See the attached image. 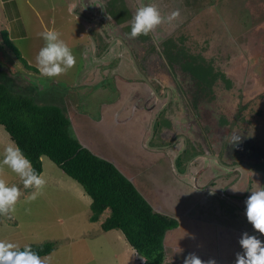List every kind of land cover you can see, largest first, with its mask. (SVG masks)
<instances>
[{"label":"rangeland","instance_id":"rangeland-1","mask_svg":"<svg viewBox=\"0 0 264 264\" xmlns=\"http://www.w3.org/2000/svg\"><path fill=\"white\" fill-rule=\"evenodd\" d=\"M103 1L107 4L102 3V12L108 13L109 5L111 13L123 11L121 15L129 20L139 7H168H156L162 21L155 29L171 36L178 53L224 72L230 80L227 86L218 72L217 81L201 90L188 72H180L178 95L190 107L183 116H189L192 124L197 123L202 131L211 124L214 132L216 120L219 124L220 120L232 121L233 125L238 123L234 133L252 137V132L259 131L264 135V0H114L113 6L111 0ZM178 8L179 16L168 19ZM91 14L92 9L83 0L77 4L75 0H0V70L11 78L14 91L34 95L39 103L60 106L71 122L72 134L85 147L111 160L156 211L178 221L176 228L165 233L166 264H183L189 253L202 260L213 258L216 264H235L236 254L244 252L239 244L243 233L264 243V235L243 219L246 211L242 200L234 196L242 194V179L236 174L226 176L224 187L223 179L212 175L227 169L213 159L214 173H198L195 165L202 161L200 158L183 165L194 149H186L177 158L173 153L181 143L179 138L164 149L158 147L167 141L161 135L148 141V124L156 108L143 113L139 106L133 110L130 104L124 109L127 98L123 95L128 94L130 85L119 77L131 72L130 63L124 56H116L119 49L115 45L105 54V50L96 53L86 22ZM48 30L60 33L76 59L74 67L54 78L41 77L38 71L25 68L4 45L1 33L6 31L27 65L36 67L35 57L45 46L39 34ZM28 85L32 89H27ZM118 92L123 93L122 97ZM194 107L200 111L199 117ZM219 110H225L229 118L225 119ZM166 121L162 115L161 128L155 126L158 133L166 131ZM175 134L171 129L165 137L171 139ZM9 139L0 125V160ZM41 161L40 175L46 183L35 200H29L37 191L35 187L25 189L17 174L6 165L0 166V179L8 186L17 185L21 191L14 211L0 216V240L19 247L54 242L52 252L41 256L50 257V264H142L120 230L101 229L100 221L106 213L98 221L88 219L91 199L82 187L47 156Z\"/></svg>","mask_w":264,"mask_h":264},{"label":"trees","instance_id":"trees-1","mask_svg":"<svg viewBox=\"0 0 264 264\" xmlns=\"http://www.w3.org/2000/svg\"><path fill=\"white\" fill-rule=\"evenodd\" d=\"M121 13L124 14L123 11ZM121 13H111V16L117 22H123L125 17ZM1 33L4 45L24 67L37 72L36 67L27 65L20 56L17 48L9 41L7 32ZM103 45L98 44L99 51ZM191 59L184 61L185 70L190 72L198 88H210L217 81V73L220 71L197 62L194 57ZM1 64L0 58V67ZM220 73L221 80L230 86V80L223 76L224 73ZM10 79L0 70V125L32 161L37 174L42 172L41 157L47 156L90 197L88 219L91 222L98 221L106 213L100 221L103 231L120 230L135 252L147 257L148 264H166L165 233L176 228L178 221L156 211L111 160L85 147L72 134L71 122L60 106L39 103L34 95L14 91ZM27 89L32 87L28 85ZM25 246H31L41 257L50 254L55 243L46 241ZM25 246L20 247V250Z\"/></svg>","mask_w":264,"mask_h":264},{"label":"flooded vegetation","instance_id":"flooded-vegetation-1","mask_svg":"<svg viewBox=\"0 0 264 264\" xmlns=\"http://www.w3.org/2000/svg\"><path fill=\"white\" fill-rule=\"evenodd\" d=\"M111 1V5L113 6V4H115L113 2L114 0ZM103 2L105 1L89 0V2H87L83 0L84 5L92 9V14L88 16L86 22L87 26H89V32L91 34L94 32L92 40L95 43L94 48L96 47V53H101L105 50V54L110 51L112 45H115L116 49H119V54L117 53L116 56L120 57L122 55L130 63L129 69L131 72H126L127 74L124 77L118 76L121 81L130 85V87L128 86V94L123 95L127 98L125 103H123V106H125L124 109H128L127 106L130 104V108L133 110H137L138 107L136 106H139L138 109L143 113L144 111L150 112L152 109L156 108V112L150 119L151 123L149 122L148 124V141L155 135H161L163 139H167V141H163L164 143L158 147L164 149L174 145V143L171 142H173L175 138H179L177 141H181V143L175 148L173 153V155L177 153V155H175L177 158H179L186 149H194V152L184 161L183 165L187 164L189 166L193 161L200 158L202 161H199L198 165H195V168L198 170V173L203 172L206 174L209 171L215 172L212 167L214 165L213 162H211L212 159L213 161L215 160L216 163H221L222 168L227 170H223L224 172L220 175H218L217 172L212 176L217 175L223 179L224 187H226V183L224 182L226 176H231L233 174L239 175L242 179L239 184H241L243 191L242 194L234 196L242 200L241 205L244 206L246 211V200L251 195V192L264 189V135L261 136L259 131H257L259 135L252 132V137L249 136L250 134L244 136L234 133L233 129H235V127L238 128V123L236 122L235 125H233L232 121L222 122L223 120H220L219 124L218 120H216L213 124L214 132L212 128H210L211 124L207 126L209 131L207 129L206 131L200 130V126L197 123L192 124L189 116V119L183 116L184 113L190 111V107L186 105V99L179 96L180 89L178 82L182 70L190 74V72L184 68V61L192 60L191 57L193 56L182 55L178 53L176 49L174 50L175 44L173 39L170 35L166 36L167 32L165 30L160 31L154 28L148 35L130 38L129 34L131 32V22L133 18L130 20L125 18L123 22L119 20L117 22L114 17L110 15L109 5H107L108 13L102 12V10H105V6L102 4ZM105 3L107 4V2ZM156 7L160 10L164 8L165 10L168 9V7L163 6ZM127 12L131 16V13L129 11ZM169 16H171V14H169ZM168 19H170V17H168ZM162 27L164 28L165 25H162ZM167 27L169 28L168 25ZM170 27H172V24ZM102 43H104V45L99 51L98 44ZM168 47L169 49H166ZM181 58L183 60H181ZM104 68L107 70L106 66H104ZM114 75L117 78V74ZM118 94L121 96L123 93L118 92ZM186 108H188L187 111H185ZM133 110H130L131 113H133ZM182 110L183 114L181 115ZM192 110L194 114L199 117L198 114H200V111H196V107ZM219 112L221 111L219 110ZM221 114L225 119L229 118L225 110H222ZM162 115L167 120L165 122L166 125L163 127L166 131H164V133H158V129H155V126L158 124L157 127L159 129L161 128L159 119H162ZM191 124L194 126H191ZM171 129H174L177 134L171 139H168L165 137V133ZM151 131L153 132L152 136ZM233 134L240 135L241 137V142L236 147L229 144V139ZM211 136L215 138L216 141L213 139L215 142L212 141ZM206 140H209V142ZM212 149H214V151H212ZM206 158L209 160L205 161ZM210 182L213 183V179H211ZM238 182L239 181H237V183ZM213 184L209 186H213ZM236 202L239 204V201ZM237 203L233 202L232 204L237 206ZM242 217L244 220H247L245 214Z\"/></svg>","mask_w":264,"mask_h":264},{"label":"clouds","instance_id":"clouds-1","mask_svg":"<svg viewBox=\"0 0 264 264\" xmlns=\"http://www.w3.org/2000/svg\"><path fill=\"white\" fill-rule=\"evenodd\" d=\"M179 16V11L171 13V19ZM162 18L153 5L137 8L131 22L130 38H137L140 35H148L149 32L159 25ZM45 46H43L35 57L36 68L41 77L54 78L67 73L76 63L75 56L66 43L60 38L56 30H48L39 34ZM241 142L240 135L233 134L229 144L236 147ZM3 159L0 166L6 165L13 173L20 177L25 189L35 187L29 200H35L43 189L46 181L37 174L32 161L25 155L19 144L9 139L8 145L4 148ZM21 195L20 188L13 184L8 186L3 179H0V216H8L14 211V206ZM246 218L253 229L264 235V189L251 192L246 200ZM243 254H236L235 264H264V243L256 236L242 234L239 240ZM142 264H148L147 257L136 254ZM0 264H50V257L41 259L40 255L33 251L31 246H25L20 250L19 245L0 240ZM183 264H216L215 259L202 260L195 253H189L184 257Z\"/></svg>","mask_w":264,"mask_h":264},{"label":"water","instance_id":"water-1","mask_svg":"<svg viewBox=\"0 0 264 264\" xmlns=\"http://www.w3.org/2000/svg\"><path fill=\"white\" fill-rule=\"evenodd\" d=\"M77 1H78V0H75V3H76V4H77ZM72 11H73V8H72ZM88 33H89L91 39H93V38H92V35H91L90 32H89V29H88ZM92 41H93V40H92ZM93 43H94V41H93ZM94 45H95V43H94ZM94 50L96 51V47L94 48ZM152 134H153V132L151 131V136H152Z\"/></svg>","mask_w":264,"mask_h":264},{"label":"crops","instance_id":"crops-1","mask_svg":"<svg viewBox=\"0 0 264 264\" xmlns=\"http://www.w3.org/2000/svg\"><path fill=\"white\" fill-rule=\"evenodd\" d=\"M82 191H80L79 193L81 194V196L83 197V196H85L83 193H81ZM83 194V195H82ZM80 196V195H79ZM81 197V198H82ZM83 198H86L87 199V197H83ZM90 202V201H89ZM88 202V203H89ZM127 242V241H126ZM130 246V245H129ZM130 248L132 249V251L131 252H134V254H135V250L130 246Z\"/></svg>","mask_w":264,"mask_h":264}]
</instances>
